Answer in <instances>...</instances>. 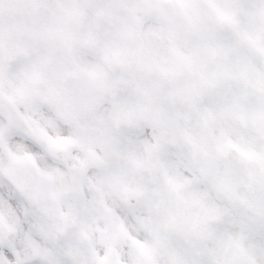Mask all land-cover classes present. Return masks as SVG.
Listing matches in <instances>:
<instances>
[{
	"label": "snow or ice",
	"instance_id": "snow-or-ice-1",
	"mask_svg": "<svg viewBox=\"0 0 264 264\" xmlns=\"http://www.w3.org/2000/svg\"><path fill=\"white\" fill-rule=\"evenodd\" d=\"M0 264H264V0H0Z\"/></svg>",
	"mask_w": 264,
	"mask_h": 264
}]
</instances>
